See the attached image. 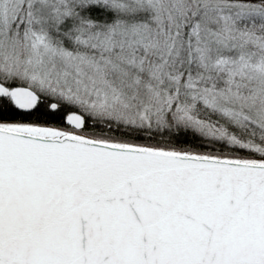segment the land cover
Listing matches in <instances>:
<instances>
[{"label":"snow or ice","instance_id":"6c2138e0","mask_svg":"<svg viewBox=\"0 0 264 264\" xmlns=\"http://www.w3.org/2000/svg\"><path fill=\"white\" fill-rule=\"evenodd\" d=\"M0 264H264V0H0Z\"/></svg>","mask_w":264,"mask_h":264}]
</instances>
